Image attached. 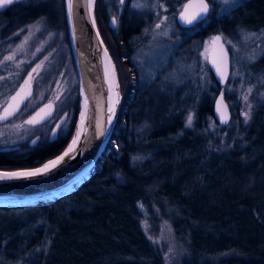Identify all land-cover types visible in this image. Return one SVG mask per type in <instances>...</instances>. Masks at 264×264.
Listing matches in <instances>:
<instances>
[{
  "label": "trees",
  "instance_id": "trees-1",
  "mask_svg": "<svg viewBox=\"0 0 264 264\" xmlns=\"http://www.w3.org/2000/svg\"><path fill=\"white\" fill-rule=\"evenodd\" d=\"M61 1L58 15L67 31ZM28 3L22 11L30 10L29 19L48 11ZM208 17L198 24L200 37L230 24L264 29V0H242L228 13ZM129 29L121 18L120 28L108 31L117 50L131 48ZM118 57L130 83L94 168L61 196L0 205V264H166L163 249L142 226L143 219L156 223L153 207L162 203L175 235L187 242L180 264H264V98L240 124V137L232 126L224 135L227 125L214 115L219 84L211 71L213 84L199 98L191 126L184 110L174 107L138 130L148 94L132 62ZM258 64L264 68V53ZM74 97L80 98L79 83ZM222 134L225 145L218 147ZM67 142L0 151V169L38 166Z\"/></svg>",
  "mask_w": 264,
  "mask_h": 264
},
{
  "label": "rangeland",
  "instance_id": "rangeland-1",
  "mask_svg": "<svg viewBox=\"0 0 264 264\" xmlns=\"http://www.w3.org/2000/svg\"><path fill=\"white\" fill-rule=\"evenodd\" d=\"M186 1L125 0L121 4L120 0H95L97 27L114 62L115 88L119 83L123 97L130 83L122 72L118 57L121 54L132 62L136 80L141 90L148 94L145 114L136 128L139 130L147 127L163 109L174 107L184 110L187 125L189 115L193 116V121L195 119L199 98L213 84L208 53L211 39L219 33L230 52V76L225 85L219 86L214 99L219 92H223L230 106L231 116L223 134L232 126L236 130L235 136L240 137V124L245 125L249 121L245 122L243 113L250 110L251 115L256 101L264 98V68L258 64V59L264 53V29L230 24L226 29L218 28L200 37L199 27L185 29L176 20ZM241 1L228 0L225 3V0H209V4L215 15L221 16ZM23 2L28 3L30 0H21L20 4ZM32 2L37 9L41 6L48 11H43L34 20L21 18V25H9L12 21L5 25L0 15V113L21 81H30L33 86L32 94L21 110L6 122L0 121V146L17 142L27 144L37 133V129L27 123L28 118L44 102H55L58 112L64 106L71 109L61 134H65L69 128H72V133L80 110L79 98L74 97L79 77L70 36L58 15L62 11V1ZM121 16L124 26L130 27L128 39L132 46L120 51L114 47L108 31L117 30L111 26V20L115 17L116 24H120ZM208 20L209 17L204 23ZM157 24H160L159 28ZM113 36L118 35L113 33ZM74 103L78 112H74ZM223 134L217 139L218 147L225 145ZM161 205L153 207L158 216L156 223L143 219L142 226L147 236L163 249L166 264H180L187 253V242L175 235L166 215L169 211L166 207L163 213V203ZM47 244L48 241H45L43 247Z\"/></svg>",
  "mask_w": 264,
  "mask_h": 264
},
{
  "label": "water",
  "instance_id": "water-1",
  "mask_svg": "<svg viewBox=\"0 0 264 264\" xmlns=\"http://www.w3.org/2000/svg\"><path fill=\"white\" fill-rule=\"evenodd\" d=\"M86 0H73V8L69 14L67 0H65V13L70 36L73 55L78 71L80 85V110L77 115L75 128L72 136L69 138L66 146L54 157L44 163L25 169H0V172H19L30 171L43 167L44 164L63 155L68 150L72 141L80 132L78 143L74 146L75 151L70 155L74 158L65 157V159L48 173L40 174L34 177H21L13 179L0 180V205L12 206L35 203L40 200H49L61 196L80 184L94 168L100 154L105 148L113 132L118 118L119 109L122 102V94L118 83L116 88L115 100L110 103V87L106 79L103 57L108 56L113 64L108 48L97 27L94 6L90 10L85 7ZM209 3V2H208ZM186 4L191 6L186 10V15H193L198 11L199 0H187ZM210 5V4H209ZM181 11H184V7ZM177 15V22L181 26H191L202 22L211 13L210 10L206 16L197 19L192 24L183 22L180 13ZM93 17L95 23H93ZM114 18V17H113ZM111 20V26H116ZM116 20V18H115ZM221 36L216 33L211 39V46L208 53V64L213 72L219 86L227 83L230 76V52L224 43L223 38L219 41L214 37ZM23 81L18 91L20 94L16 101H11L15 106L31 90V82ZM223 95V103L227 104V113L230 119L231 110L223 92H219L214 101V115L221 123L220 113L217 111V103ZM17 96V95H16ZM117 98L119 103H116ZM87 99V104L85 100ZM25 98L23 99V101ZM23 103V102H22ZM22 103H19V107ZM50 105V107H46ZM43 109V111H41ZM110 109L114 110L110 111ZM12 110L11 108L9 109ZM39 113V115H37ZM55 113V104L46 102L35 110L31 119L36 117L38 122L50 119ZM85 118L81 121V114ZM3 115V114H2ZM68 112H65L53 126L50 138H54L67 119ZM109 116L112 117L109 123ZM228 119V122H229ZM227 122V123H228ZM221 123V124H227ZM38 136L33 138L36 141ZM15 145L0 146V150H9L16 148Z\"/></svg>",
  "mask_w": 264,
  "mask_h": 264
},
{
  "label": "snow or ice",
  "instance_id": "snow-or-ice-1",
  "mask_svg": "<svg viewBox=\"0 0 264 264\" xmlns=\"http://www.w3.org/2000/svg\"><path fill=\"white\" fill-rule=\"evenodd\" d=\"M14 2H15V0H0V8H3L7 5H10ZM124 2H125V0H120L121 4H123ZM227 2H228V0H225V3H227ZM94 4H95V0H86V3L84 6L88 7L91 10L93 8ZM190 6H191L190 4H186L184 6V11H181V13H180L181 20L187 24H192L197 19H200V18L206 16L210 10V5L208 3V0H199L198 11H196L193 15L189 16V15H186V10ZM134 7H141V5H134ZM67 8H68L69 14H71V11L73 8V0H67ZM165 19H166V17H165ZM93 23H95L94 17H93ZM113 23H116L115 17L113 18ZM156 27L159 28L160 24H157ZM214 39L219 41L222 39V37L216 36V37H214ZM5 59H12V57H6ZM37 67H40V66L38 65ZM33 71H36V69H33ZM25 83L27 84L28 81H26ZM249 91H251V89H249ZM19 95L20 94L17 93V96L11 97V100L16 101L17 97ZM27 95H31V93L29 92V93H27ZM24 98H26V96L21 98V100L15 106L9 104L8 107H5L4 111H3V115H0V120H6V119H8V117L14 115L15 112L19 108V103H22ZM223 99H224V97H223V95H221L220 101L217 103V111L220 113L221 123H227L228 119H229V116L227 113V107L228 106H227V104L223 103ZM244 99L247 100L248 97L245 96ZM85 103L87 104V99L85 100ZM116 103H119L118 98L116 100ZM46 107H50V105H48ZM250 107L251 106L249 105V109H250ZM10 108L12 109L11 111L9 110ZM41 111H43V109ZM110 111H113V114H114L113 109H110ZM37 115H39V113ZM243 115L245 117V122H247L248 119H251L250 110L245 111L243 113ZM84 118H85V115H84V113H82L81 114V121L82 122H83ZM111 120H112V117L109 116V123H111ZM192 121H193V116L189 115L187 118V126H191ZM37 122H38L37 118L33 117L27 123L35 124ZM79 137H80V132L78 131L76 138L73 139L72 144L69 146L68 150L65 151L63 153V155L57 157L55 160H51L48 163L44 164L43 167L37 168L34 170H30V171L0 172V180L21 178V177H24V178L34 177V176H37L40 174L48 173L51 169L55 168L58 164H60L65 159V157H69L70 159L74 158L70 154L76 150L74 146L78 143Z\"/></svg>",
  "mask_w": 264,
  "mask_h": 264
},
{
  "label": "flooded vegetation",
  "instance_id": "flooded-vegetation-1",
  "mask_svg": "<svg viewBox=\"0 0 264 264\" xmlns=\"http://www.w3.org/2000/svg\"><path fill=\"white\" fill-rule=\"evenodd\" d=\"M21 0H15L14 3L10 4V5H7L3 8H0V15L2 17V21L3 23L5 22V25L7 24V22L9 21H12V23H10L9 25H21L20 23L23 22V20H21V18H24L23 15H25V17H30V10H27L26 12L22 11V7L28 5V3H25L23 2L22 5L20 4ZM209 2V0H208ZM21 6V7H20ZM210 6H211V13L213 12L212 11V5L210 3ZM21 10V11H20ZM36 9L34 8V10H32L33 12L35 11ZM24 12V14H23ZM26 13V14H25ZM210 13V14H211ZM209 14V15H210ZM122 18V16L120 17V19ZM208 18V17H207ZM205 18V19H207ZM34 20V19H32ZM117 21V20H116ZM205 21V20H204ZM201 22L199 23H196L194 25H191V26H182L183 28L187 29V28H193V27H198V24H200ZM120 24H116V26L114 28H117V30L120 28L119 26ZM114 30V29H112ZM23 83V81L20 82L18 88L11 94L10 98L8 99V101L6 102V105L5 107H8V105L11 103V97H14L17 95L20 87H21V84ZM32 89H33V86H32V82H31V90H30V93L32 94ZM30 97V95H27V97L25 98V100L23 101V103L20 105V107L18 108V110L15 112L14 115L8 117V119L6 120H0L1 122H6L7 120L11 119L12 117H14L20 110L21 108L26 104L28 98ZM46 103V102H44ZM43 103V104H44ZM55 104V113L54 115L46 120V121H43V122H40V123H35V124H30L32 127L36 128L37 129V133L34 134L33 137H31L28 141H27V145L29 146H35V145H38V144H42V143H45L46 141H63L65 140L66 138L68 139L69 136H70V133H71V129L72 128H69L67 130V132L65 134H61L62 132V129H64L66 123H67V120H68V117L71 113V109L69 108V106H64L62 111L58 112L57 111V105L55 102H53ZM41 104V105H43ZM41 105H39L38 107H36L30 117L28 118V121L31 119V116L32 114L35 112V110L37 108H39ZM67 105V103H66ZM4 107V108H5ZM3 111L4 109L2 110V112L0 113V115L3 114ZM65 112H68V115H67V119L65 120V122L63 123V125L59 128L56 136L54 138H50V133H51V130L53 128V126L55 125L56 121L65 113ZM75 112V111H74ZM75 115V114H74ZM38 136V139L34 142L33 141V138L37 137ZM26 144V143H23V142H17L15 144H12V145H15L17 146L16 148H13V149H9V150H0V151H12V150H18V149H21L22 146ZM3 146H8V145H3Z\"/></svg>",
  "mask_w": 264,
  "mask_h": 264
},
{
  "label": "bare ground",
  "instance_id": "bare-ground-1",
  "mask_svg": "<svg viewBox=\"0 0 264 264\" xmlns=\"http://www.w3.org/2000/svg\"><path fill=\"white\" fill-rule=\"evenodd\" d=\"M103 63H104L106 79L111 91L110 103H112L115 100V96H116V88H115L116 85H115V75L113 72V66L111 60H109L107 55L103 57Z\"/></svg>",
  "mask_w": 264,
  "mask_h": 264
}]
</instances>
